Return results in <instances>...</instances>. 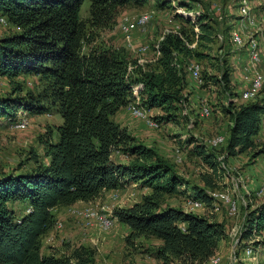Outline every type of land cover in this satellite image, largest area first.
<instances>
[{
  "label": "trees",
  "instance_id": "16d2710c",
  "mask_svg": "<svg viewBox=\"0 0 264 264\" xmlns=\"http://www.w3.org/2000/svg\"><path fill=\"white\" fill-rule=\"evenodd\" d=\"M84 1L0 0V18L11 28L0 37V78L12 85V94L0 97V120L14 123L19 109L26 116L54 112L61 117L60 124L46 127L37 137L45 159L32 150L33 167L22 170L20 164L0 172V264H99L96 250L89 245L70 244L62 253L42 252V238L57 220L53 210L135 183L149 192L131 206L113 211L130 230L125 243L133 244L140 237L155 239L159 244L151 255L162 264H206L227 237L224 223L207 213H186L181 206L166 204L165 197L183 195L203 202L207 211L212 208L206 189L219 188L222 179L217 154L225 153V160L241 153H250L251 158L264 154V142L258 141L264 96L234 101L240 93L234 91L233 69L226 60L219 61V74L201 72L202 86L214 87L225 97L220 110L229 125L219 148L186 138L191 152L209 170L202 175V186L188 183L155 149L136 144L135 137L112 116L127 106L133 83L140 81L142 104L162 111L153 119L159 125L177 120L186 102L187 66L193 58L207 57L200 49L217 35L209 25L212 18L204 10L197 15L193 23L197 33L189 27L191 19H184L178 33L160 42L156 69L140 76L133 73L127 81L129 61L122 51L111 47L84 51V47L91 41L89 30L110 26L123 5L145 0H88V15L83 19ZM230 29L225 27L224 32L229 34ZM194 41L198 48H189L187 44ZM24 75L37 77L43 93L22 94L17 78ZM118 153L130 161L118 163L114 159ZM263 232L264 201L247 211L241 240ZM258 244L264 248V239ZM237 264L246 263L239 260Z\"/></svg>",
  "mask_w": 264,
  "mask_h": 264
},
{
  "label": "rangeland",
  "instance_id": "374dc122",
  "mask_svg": "<svg viewBox=\"0 0 264 264\" xmlns=\"http://www.w3.org/2000/svg\"><path fill=\"white\" fill-rule=\"evenodd\" d=\"M238 1L165 0V2H161L160 0H145L142 4L131 1L119 9L115 21L110 26L89 30V39L91 41L89 45H85L84 51H87L89 47H111L120 50L127 56L129 64L136 65L134 67V75L137 73L140 76V73L150 71L153 68L156 69V60L160 55V42L166 35L178 32L183 26L184 19H191L192 26L189 27H193L195 33L199 31L198 26L196 24L193 26V23L196 22L195 17L204 10L212 18L209 21V25L214 28L217 35L208 44L207 48L202 47L200 49V51H203L207 55L205 59L193 58L190 61L193 60L200 65L202 74L204 72L219 74L220 70L217 66L221 67V62L226 60L227 65L232 67V63L236 60V55L241 53L243 49L234 45L230 40L229 34L224 32L225 27H236L238 25L235 23L237 20L239 23L240 19L235 16L238 12ZM263 2L264 0H251L249 2L255 17V23L260 26L264 22V7L260 5ZM216 6H221L224 11L221 13L216 12ZM88 9L89 1L85 0L82 3L80 11L83 19L87 17ZM138 15H148L147 22L128 33L123 32L120 25L124 21L133 19ZM185 27L188 28V26ZM241 29L247 34L253 32V28L247 23H242ZM9 31H11V28L8 25H0V37L8 34ZM187 46L192 49L198 48L195 41L187 44ZM246 54L244 52L241 53L240 58L246 61ZM138 60H141L140 64ZM259 70L264 72V64L259 66ZM17 79L24 88L22 94L29 91L34 95H39L43 90V85L40 84L38 78L35 76L24 75ZM185 80L186 86L183 94L186 97V102L180 107L177 120L168 123L163 122L158 127H150L144 120L134 119L126 107H123L117 114L113 115L112 120L119 121L122 126L126 127L135 137L136 144H142L155 149L159 156L172 165L173 169L188 183L202 186L201 178L203 174L209 172L208 167L198 156L191 152L192 146H187L185 140L187 137L192 136L194 139L199 140L198 142L207 145V141L215 135L227 134L229 120L220 110L222 104L225 103V97L216 88L203 87V83L198 84L187 73ZM232 81H234V89H241L239 79L235 75H232ZM11 88L12 85L6 79L0 78V97L12 94ZM204 104H208L210 107V115L208 117L200 115L201 107ZM143 107L146 109V114L149 117L153 118L162 115V111L159 108L147 109L144 105ZM26 117L28 118V125L24 128H17L13 123H8L3 119L0 120V172L11 171L20 164H23L22 170L33 167V162L30 160L32 150L40 155V159H45L42 147L37 142V137L44 133L46 127L61 123V117L54 112ZM258 141L264 142L262 135L258 136ZM114 159H122L126 161L125 163L130 161L128 157L119 153L114 154ZM226 163L238 173L240 172L241 178L244 181L255 178L259 180V184L253 190L254 196L251 197L253 199L252 202L254 200L260 201L264 198L263 155L251 158L250 153H241L227 158ZM223 182H227L228 184ZM136 185L135 183L128 186L126 190L121 191L119 202L112 200L109 194L99 196L97 202L100 206L108 209L133 204L140 200L143 193L149 192V189H139ZM226 186H230L228 180L224 179L222 181L221 179L218 182L219 188ZM260 190H263V192L257 196V192ZM131 192L134 193V196H129ZM186 200L183 195L165 197L166 204L172 206L183 207ZM16 206L18 209L24 208L23 205ZM239 207L240 216L247 213L248 210L250 211V209L246 210L247 206L245 208L242 204ZM66 209L68 208L61 211L64 218L57 219L63 223L62 228L53 230L52 239L50 235L45 236L44 242H46L44 245L46 247L47 244L53 243L55 246L52 248L55 252L62 253L68 245H76V243L82 242L92 246L96 250V258L102 264L108 262L111 264H124L127 261L138 262L140 264H162L161 261L156 260L151 255L152 249L159 244V241L140 237L133 244L127 245L124 238L130 230L125 225L116 221L114 226L108 231L85 229ZM197 213L200 215L207 213L214 220L217 218V220L226 225L227 231L235 223H241L240 218H229L224 210L215 214L211 209L209 211L204 209L202 211L198 210ZM75 230L80 233V238L72 235V231ZM91 231L96 233L93 241L86 238ZM261 238L262 240L264 239V232ZM257 244V242L254 243V245ZM230 253L231 242L226 237L220 243L215 253L220 258L219 264H229ZM237 255L238 258L243 257L241 251ZM242 261L246 264H252L251 261L244 258ZM257 263H264L263 250L259 253Z\"/></svg>",
  "mask_w": 264,
  "mask_h": 264
},
{
  "label": "built area",
  "instance_id": "2783aa9c",
  "mask_svg": "<svg viewBox=\"0 0 264 264\" xmlns=\"http://www.w3.org/2000/svg\"><path fill=\"white\" fill-rule=\"evenodd\" d=\"M251 0H239L237 13L235 14L236 18L240 19L235 22L238 24L236 27H231L229 34L231 42L237 47H246L247 48V63L245 65V72L243 74V81L246 83V86L241 90L239 99L241 101H252L261 96H264V72L259 70L260 64V53L261 48L259 41L255 35L250 32L249 34L243 33L241 29L242 23H247L250 27L256 28L260 25H256L255 17L252 13V7L249 5ZM260 5H262L260 3ZM216 12L221 13V6L215 7ZM148 20V15H138L133 19H128L124 21L120 28L123 32L128 33L131 30H134L137 27L144 25ZM0 25H5L3 18H0ZM178 33V32H176ZM138 63H141V60H138ZM133 65L129 64L125 74V79L130 81L133 78L134 72ZM187 71L190 77L197 82L198 84L203 83L202 74L200 65L191 61L187 66ZM143 88V84L140 81H136L132 85L131 90V100L127 104L126 108L128 112L134 119L144 120L150 127H158V123L146 114V109L143 107L140 91ZM200 115L202 117H208L210 115V107L208 104H204L201 107ZM16 121L13 123L17 128H24L28 125V118L25 113L19 109L15 116ZM260 134L264 138V114L261 117V131ZM226 134H218L212 137L207 141L208 148H219L226 141ZM225 153L217 154L216 161L218 164L219 171L222 173V181L224 179L228 180L229 187L215 188V189H206L207 194L212 200V212L219 213L224 210L226 215L229 218H240L241 223H235L228 231L226 230L227 238L231 242V253L229 255V264H237L239 260L247 259L256 264L258 262V257L260 251L264 248L260 245H254V243H259L262 238L261 235H257L254 238L243 241L241 240V232L244 229L246 213L240 216V204L247 206L248 199L252 196L253 191L250 190L247 181H244L241 178L240 172L238 173L234 168H231L226 163ZM179 161V159H177ZM264 162V154H263ZM228 184L227 182H223ZM264 190V189H263ZM263 190L257 192L259 196ZM121 191L119 189L113 190L109 197L119 202L121 197ZM129 196H134V193L131 192ZM247 197V200H246ZM99 198V197H98ZM85 202V204L80 206H69L67 211L68 213L75 217L85 229H99L102 231H108L111 229L117 221L116 216L113 214L114 209L104 208L99 205L97 199ZM206 207L203 202L193 199H187L184 206L182 207L183 211L186 213L196 214L198 210H204ZM198 214V213H197ZM63 223L59 220H56L54 225V231L61 229ZM242 252V258H238L237 253ZM220 258L216 255H213L209 258L206 264H219ZM258 264V263H257ZM264 264V263H263Z\"/></svg>",
  "mask_w": 264,
  "mask_h": 264
},
{
  "label": "crops",
  "instance_id": "0c3cea01",
  "mask_svg": "<svg viewBox=\"0 0 264 264\" xmlns=\"http://www.w3.org/2000/svg\"><path fill=\"white\" fill-rule=\"evenodd\" d=\"M240 23V22H239ZM243 31V30H242ZM252 33L255 35V37L257 38V40L259 41V44H260V48H261V53H260V64H259V66H261L262 64H264V22L263 23H261V26H259V27H256V28H253L252 29ZM243 33H245V32H243ZM238 48H243L242 49V52L241 53H247V48L246 47H238ZM241 53H239L238 55H236V60H235V62L234 63H232V69H233V71H232V75H235L238 79H239V82H240V84H241V89H239V90H237V89H234V91H236L237 93L239 92H241V90L246 86V83L243 81V74H244V70H245V65H246V63H247V58H246V61L245 60H242V58H240L241 57ZM246 56H247V54H246ZM232 83H233V85H234V81H232ZM239 99V97H234V101H241L240 99ZM121 110V109H120ZM119 110V111H120ZM118 111V112H119ZM117 112V113H118ZM116 113V114H117ZM116 121V120H115ZM117 123H119V121H116ZM118 163H125L126 161H124V160H122V159H115ZM178 173V172H177ZM179 174V173H178ZM247 183H248V186H249V188H250V190H254V187L257 185V184H259V180H256V178L255 179H250V180H247ZM134 185V184H133ZM127 189V187H125V188H123V189H119L120 191H124V190H126ZM113 190H110V191H106V192H104V193H102L101 195H108V194H110L111 192H112ZM100 195V196H101ZM252 196H254V194L252 193ZM251 196V197H252ZM251 197L248 199V203H247V208H246V210L249 208L250 210H252V209H254L257 205H259L261 202H263L264 201V198H262L260 201H257V200H254L253 202H252V200L253 199H251ZM98 198V197H97ZM99 199V198H98ZM83 204H85V202H83V201H78V202H76V203H74L72 206H78V205H83ZM132 204H129V205H126V206H122V207H129V206H131ZM176 206V205H175ZM65 208H68V207H58V208H56V209H54L53 210V212L55 213V215H56V219H59V218H61V217H63L64 218V215L62 214V210L63 209H65ZM67 210V209H66ZM216 221H218V222H221L220 220H217V218H216ZM225 225V224H224ZM226 226V225H225ZM128 229V228H127ZM127 229H126V232H127ZM52 233H54L53 232V230L51 231V232H49L48 234H46L45 236H49L50 235V238L52 239ZM72 235H74V236H78L79 238H80V233L77 231V230H75V231H72ZM45 236L42 238V252L43 253H46V254H48V253H51V252H55V250L52 248V247H54L55 245H53V243H49V244H47V247L44 245V243L46 242H44V238H45ZM96 236V233L95 232H93V231H91L89 234H88V236L86 237V238H88V239H90L91 241H93V237H95ZM79 244H83V245H87V244H84V243H76V245H79ZM90 246V245H89ZM92 247V246H91ZM96 261L99 263V264H102V263H100L99 261H98V259L96 258ZM105 262V261H104ZM104 264H111L110 262H108V263H104ZM123 264V263H122ZM135 264H140V263H138V262H136Z\"/></svg>",
  "mask_w": 264,
  "mask_h": 264
}]
</instances>
